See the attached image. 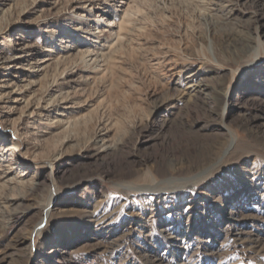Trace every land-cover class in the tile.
<instances>
[{"label":"rangeland","instance_id":"obj_1","mask_svg":"<svg viewBox=\"0 0 264 264\" xmlns=\"http://www.w3.org/2000/svg\"><path fill=\"white\" fill-rule=\"evenodd\" d=\"M0 6V49L52 51L41 87L75 80L70 128L0 112V147L30 173L62 154L38 190L0 188V264H264V0Z\"/></svg>","mask_w":264,"mask_h":264},{"label":"bare ground","instance_id":"obj_2","mask_svg":"<svg viewBox=\"0 0 264 264\" xmlns=\"http://www.w3.org/2000/svg\"><path fill=\"white\" fill-rule=\"evenodd\" d=\"M98 2L99 1L91 5L92 8L97 5ZM0 14H4L2 6H0ZM261 27L264 28V24H262ZM5 32V29L0 28V37H2ZM258 39L259 37L256 36L255 42H258ZM36 47L37 46L34 44L24 43V40L20 39L18 42H15L11 48L0 49V112L5 116L14 114L16 111L20 110L19 118H17L15 123L18 129L24 125L31 128L33 122L41 118V116L48 117L51 115H54L56 119L54 118L55 121L53 123H46L45 127L47 129L54 125L60 129L70 128L72 124L70 117L74 111L71 107L73 106L71 101L73 95H71L70 89L72 88L71 84H73L75 80L69 79L65 81V83H63L64 87H60L59 84L56 85V81H53L46 87H41L39 85L40 77L45 75L46 69L54 58L52 56V51L48 50L44 51L45 53L42 55H39V50L36 49ZM62 48L67 50V48L70 47L66 44V46ZM16 70L20 72L16 74ZM65 72L66 71L63 70L59 74L60 77L66 74ZM194 86H196V94L201 96L206 102L211 103L214 101L217 104H222L228 101V91L223 92L217 89H210L206 84L202 83V81L196 82ZM33 89H35V91H32L33 94H30ZM225 107L226 106L222 108L224 112L226 109ZM49 131L50 129L42 132L46 134ZM104 137V133L98 131L95 139L97 142L103 143ZM19 154L20 150L18 145L14 143L7 145L5 148L0 147V188L22 185L25 183L24 180L30 177V192L36 191L41 186H44L45 180L49 179L48 176L51 175L53 177L58 165L62 163V154L59 153L57 156L54 155L36 164L38 165V171L30 173V162L35 163V160L27 159L25 160L26 162L20 163L18 160V158H20ZM43 171L46 172V175L42 178L41 173H43ZM22 199L25 200L26 197ZM9 200L14 201V199ZM56 204L57 201L50 199L49 203L46 205L44 218L35 228L37 233L43 228L45 220ZM23 214L25 213L21 212L19 216L17 213H14L11 215V218L13 220L21 219ZM31 236H29V238ZM55 253L62 254L59 250Z\"/></svg>","mask_w":264,"mask_h":264}]
</instances>
